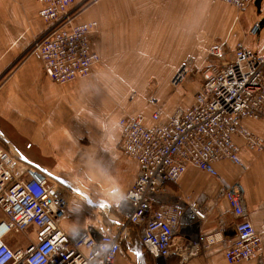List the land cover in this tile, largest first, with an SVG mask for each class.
Masks as SVG:
<instances>
[{
	"label": "built area",
	"instance_id": "1",
	"mask_svg": "<svg viewBox=\"0 0 264 264\" xmlns=\"http://www.w3.org/2000/svg\"><path fill=\"white\" fill-rule=\"evenodd\" d=\"M33 1L40 3L39 15L48 30L54 25L50 35L36 41L47 76L58 85L90 76L95 60L100 59L89 41L96 22L70 29L65 24L56 27L60 19L69 17L76 0ZM216 1L243 11L252 0ZM259 29L258 24L254 32ZM210 54L222 61L223 45H214ZM184 68L174 75L173 86L186 80ZM202 74L194 105L167 123L147 126L142 115L119 121L120 152L137 163L138 172L134 185L119 202L118 213L127 224L141 228L142 244L155 258L168 259L188 248L178 245L176 236L209 215L199 202L186 206L158 202L166 183L178 182L190 167L214 179H220L215 167L218 162L244 167L237 137L249 150L264 153V135L254 134L243 124L246 119L264 122V56L240 44L231 61L209 66ZM159 116L156 112L153 119ZM35 175L18 155L0 149V209L6 216L0 223V264H114L123 255L120 237L110 233L95 237L87 231L66 233L60 222L68 212V197L47 176ZM220 192L237 219L236 237L225 242L221 228L202 235L200 245L209 248L222 243L230 264H256L263 257L262 235L249 217L243 187L222 182ZM31 227L36 228V241L24 251L15 252L5 242L10 232H26ZM198 247H189L193 255Z\"/></svg>",
	"mask_w": 264,
	"mask_h": 264
},
{
	"label": "crops",
	"instance_id": "2",
	"mask_svg": "<svg viewBox=\"0 0 264 264\" xmlns=\"http://www.w3.org/2000/svg\"><path fill=\"white\" fill-rule=\"evenodd\" d=\"M137 1L146 3L138 4L137 9H112L111 11L112 13L121 11L123 17L138 16V20L130 22L129 19L127 21L124 19L121 21L122 39L132 40L134 37V41L139 40L141 42L143 39L141 34H146L144 37L145 45L141 47L151 50L148 54L149 60L145 63L155 64L157 61L151 60V57L163 59V28L164 32L169 28V33L172 34L170 20H166L164 17L171 14L170 11L173 8L177 10L179 0ZM256 1H253L249 8L241 13L240 24L228 40V46L232 49L230 51L231 58L235 51L234 47L239 41L264 56V0H259L257 6L253 5ZM175 10L174 13H176ZM209 16L214 19L210 21L208 18L205 24L206 29L207 31L215 30V32L211 33V36L205 32V36L203 35L201 40L198 39V44L200 42V46L203 48L206 46L208 48L212 42L223 40L226 32V18L224 16L216 15L214 11ZM188 24L186 21V25ZM256 24H260V29L256 35H251L250 31ZM99 34H102L100 25L98 33L91 36V43ZM156 34H159L158 38L155 37ZM170 35L165 36L167 38L165 48L167 50V46H169L170 49H173L174 54L172 55L181 53L183 46L188 48L187 43H193L190 36L186 39L185 45L179 47L178 38L176 36L170 37ZM122 45L126 47L124 42ZM128 48L131 47L128 46ZM227 53L225 48V57L221 62L231 60V58L227 60ZM116 63H120V61H116ZM113 75L109 76L110 78L107 77L106 80H110ZM55 85L46 76L41 60L30 57L11 72L9 71V77L0 89V133L2 134L8 126L10 129H17L18 131L25 130V135L23 134L25 137L24 145L16 138L15 140L14 137L11 138L6 131L5 135L10 136L9 139H11L10 142L15 148L14 150H19L25 155L27 164L36 171L34 177H49L51 174V176L58 178L57 175L64 174L61 172L62 168L71 169L76 165L75 159L79 151L75 146L82 144L81 135L79 136V132L76 134L75 125L72 128L69 121L79 122L81 117L85 120H92L94 129L105 133V137L95 139L97 143L102 142L103 145L102 148L93 151L96 160H99L98 156L106 154V148H109L108 152L112 161L117 160L119 162L117 170L124 172L129 168V171L133 172L132 175L136 176L138 172L137 163L125 158L118 149L120 132L119 122L115 114L112 113L114 120L109 121L108 124L103 123V119L98 122L96 116L98 112L95 111L97 107L82 108V91L79 88L57 87ZM94 103L97 104V101L95 100ZM7 121L9 125L4 123ZM245 124L254 133L264 134L263 121L245 120ZM107 128L109 131H106ZM237 141L242 145L241 140ZM22 146H24V151L21 150ZM240 159L244 167L234 165L229 161L218 162L215 167L220 179H214L202 170L190 167L178 182H174L175 184L168 182L164 185L158 202L170 204L180 201L186 204L199 202L209 211L205 221L197 222L195 228L193 226L188 231L177 235L176 243L188 248L171 255L168 259L153 257L142 244L139 226L127 224L126 220L113 210L102 212L101 209L103 210L105 207L98 206L95 200V203L91 202L92 205L85 201L89 208L78 200L73 201L72 205L70 203L68 212L60 222V226L68 234L87 231L95 237L108 233L118 235L121 240L123 255L119 256L114 264H229L225 258V246L223 244L206 248L200 245V242L202 235L211 234L221 228L224 229L225 242L236 237L234 226L237 219L231 214L227 200L221 195L220 187L222 182L237 183L243 187L249 217L256 230L262 235L263 257L256 264H264V155H256L255 152L242 147ZM77 164L80 162L77 161ZM74 188L79 193L87 195V191L83 188L75 186ZM116 212H118L117 209ZM5 219L6 216L0 209V223ZM4 240L13 251H24L36 241V228L31 227L26 232L21 233L10 232ZM195 244H199V249L193 255L194 251L189 247Z\"/></svg>",
	"mask_w": 264,
	"mask_h": 264
},
{
	"label": "rangeland",
	"instance_id": "3",
	"mask_svg": "<svg viewBox=\"0 0 264 264\" xmlns=\"http://www.w3.org/2000/svg\"><path fill=\"white\" fill-rule=\"evenodd\" d=\"M258 1L253 5L257 6ZM144 3L146 2L137 0H76L69 17L62 18L57 23L56 27H62L65 24L66 28L70 29L73 26L96 22L95 33H98L100 25L102 34L97 35L93 43L89 38L92 50L97 52L100 57V62L95 66L92 74L67 84L55 85L79 88L82 91V108L97 107L95 111L98 112L96 114L98 122L103 119L102 122L108 124L109 121L114 120L112 113L115 114L118 122L126 116L137 115H142L145 121L149 122L152 115L158 112L160 114L159 122L166 123L175 114L193 106L203 81L202 72L209 66L223 64L218 58L209 54V49L216 44H221L224 50L226 48L228 51L227 60L231 58L230 51L232 49L228 46V40L240 24L241 13L249 8L243 11L238 9V12L234 6L216 0H179L177 10L173 8L170 11L171 14L164 17L166 20H170L172 34L170 35L169 28L165 32L163 28V59L151 57V60L157 62L146 64L145 61L149 60L148 54L151 50L141 47L145 45L146 34H141L143 38L141 42L134 41V37L132 40H127V38L123 40L121 36V21L124 19L126 21L129 19L130 22L138 20V16L123 17L121 11L119 13L111 11L112 9H137L138 4ZM37 4L33 0H0V89L8 79L9 71L11 72L24 60L30 57L41 60V56L36 50V41H42L50 35L54 25L48 30L47 23L38 15ZM213 11L216 15L221 14L226 18V32L223 40H217L210 43L208 48L207 46L203 48L200 46V42L198 44V39L201 40V37L205 36V32L210 36L215 32V30L207 31L205 26L208 18L210 21L214 19L209 16ZM235 16H237L236 19ZM186 21L189 23L188 25H186ZM169 35L178 38L179 47L185 45L186 39L190 36L193 43H187L188 48L183 46L181 53L172 55L174 50L169 46H167V50L165 48L167 39L165 36ZM137 36L139 37V34ZM155 37L158 38L159 34H156ZM122 42L126 47H123ZM240 44L244 45L239 41L234 48L236 49ZM116 61H120V63H116ZM41 63L43 66L42 61ZM183 67L187 68H184L187 71V78L179 87H175L172 85V79ZM112 75L110 80H106ZM49 80L51 81L50 78ZM95 100L97 104L94 103ZM4 123L9 125L8 121ZM69 123L72 128L75 125L76 134L79 132V136L81 135L82 144L75 146L79 151L75 159L76 165L71 169H61L64 174L57 176L63 183L53 176L48 178L56 183L59 190L65 192L69 207L70 203L72 205L75 200L82 202L85 206H87L85 201L92 205L95 200L98 206L105 207L103 210L101 209L102 212L113 210L117 214L116 209L118 211L119 201L132 188L137 174L133 176V172H130L129 168L124 172H119L117 170L119 162L112 161L108 152L109 148H106V154L98 156L99 160H96L93 151L102 148L103 145L102 142L97 143L95 139L105 137V133L95 130L92 120H85L81 117V121H69ZM5 131L11 138L14 137V140L16 138L24 145L25 130L18 131L10 129L8 126L3 132L1 131L0 149L7 153L16 155L18 153L19 159L26 162L25 155L18 149V151L14 150L15 148L10 142L11 139H9L10 136H6ZM106 131L109 129L107 128ZM106 135L108 136V133ZM22 147L21 150L24 151V146ZM118 149L121 150L119 144ZM255 154L264 155V153L257 152ZM82 158L83 160H81ZM77 161L80 164H77ZM74 186L83 188L87 191V195L79 193ZM244 199L247 206L245 194ZM165 204L170 205V203ZM87 207L89 208V206Z\"/></svg>",
	"mask_w": 264,
	"mask_h": 264
},
{
	"label": "bare ground",
	"instance_id": "4",
	"mask_svg": "<svg viewBox=\"0 0 264 264\" xmlns=\"http://www.w3.org/2000/svg\"><path fill=\"white\" fill-rule=\"evenodd\" d=\"M254 0H252L249 4H248V7H249V5L253 2ZM40 3H38L37 5H38V8H39V10L41 9V6L39 5ZM42 4V3H41ZM235 7V6H234ZM247 7V8H248ZM236 8V7H235ZM246 8V9H247ZM237 10H238V8H236ZM245 9V10H246ZM38 10V11H39ZM238 12H239V10H238ZM38 15H39V12H38ZM238 15H239V13H238ZM237 15V16H238ZM237 16H236V18H237ZM235 18V19H236ZM258 26V24H256L255 26H253V28L251 29V31H250V34L251 35H256L257 33H255L254 32V29H255V27H257ZM96 30H97V23H96V25L92 28V32L90 33V35H89V38H91V36L96 32ZM246 47V46H245ZM246 48H248V47H246ZM248 49H250V48H248ZM252 50V49H251ZM210 51H211V49L209 50V54H210ZM95 53H97V52H95ZM234 58V52H233V56H232V58H231V60ZM230 60V61H231ZM42 61V60H41ZM100 62V59H99V61L98 60H95V62H94V64H93V67H92V70H94V67L98 64ZM93 72V71H92ZM194 103H195V101H194ZM155 114V113H154ZM153 114V115H154ZM153 115H152V117H151V120L149 121V122H146L145 121V124L147 125V126H153V125H157V124H165V123H161V122H159L160 121V116H159V118L157 119V120H154L153 119ZM176 115V114H175ZM246 120H252V119H246ZM252 121H258V120H252ZM167 123V122H166ZM243 124H244V126L245 127H247V125L245 124V120L243 121ZM118 128H119V125H118ZM248 128V127H247ZM251 132H253L250 128H248ZM119 132H120V128H119ZM254 133V132H253ZM254 134H256V133H254ZM257 135H260V136H263V135H261V134H257ZM120 138H121V132H120ZM120 140V139H119ZM237 140H241V142H242V145L237 141ZM236 142H237V144L242 148H246V149H248L246 146H245V143H244V141H243V139H241V138H236ZM249 150V149H248ZM250 151H252V150H250ZM253 152H255V151H253ZM231 163V162H230ZM204 172V171H203ZM207 174V173H206ZM220 189H221V187H220ZM180 204H182L183 206H186V203H184L183 201L181 202H179ZM200 222H202V221H200ZM196 227V223H195V225H194V228ZM217 232V231H216ZM216 232H213V233H216ZM213 233H211V234H213ZM177 237V236H176ZM217 244H222V243H217ZM217 244H214V245H217ZM214 245H212V246H214ZM211 247V246H210ZM179 251H181V250H178V252ZM226 258V257H225ZM228 262V261H227ZM229 263V262H228ZM230 264V263H229Z\"/></svg>",
	"mask_w": 264,
	"mask_h": 264
},
{
	"label": "water",
	"instance_id": "5",
	"mask_svg": "<svg viewBox=\"0 0 264 264\" xmlns=\"http://www.w3.org/2000/svg\"><path fill=\"white\" fill-rule=\"evenodd\" d=\"M43 171V170H42ZM50 176H51V174H49ZM53 178H55L56 180H58L60 183H63V181L61 180V179H59V178H56V177H54L53 176Z\"/></svg>",
	"mask_w": 264,
	"mask_h": 264
}]
</instances>
